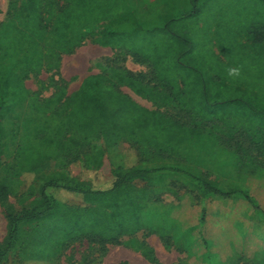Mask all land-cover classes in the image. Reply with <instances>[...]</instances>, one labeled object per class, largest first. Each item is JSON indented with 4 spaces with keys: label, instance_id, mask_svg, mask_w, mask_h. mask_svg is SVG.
<instances>
[{
    "label": "trees",
    "instance_id": "16d2710c",
    "mask_svg": "<svg viewBox=\"0 0 264 264\" xmlns=\"http://www.w3.org/2000/svg\"><path fill=\"white\" fill-rule=\"evenodd\" d=\"M167 1L173 8L172 16L164 13L158 3L138 11L134 0H12L10 17L0 24V166L2 149L10 138L3 119L15 107L34 99L26 87V76L44 69L49 57L59 69L63 56L85 45L90 32L100 26L103 28L96 35L95 44L121 50L138 63L152 66L155 81L166 82L177 92L183 91L186 104L191 105L196 119L210 123L215 118L228 116L236 119L238 124L264 133V60L259 61L252 55L249 58L254 59V63L259 61L261 68L251 71V67H247L242 78L237 81L230 78L218 64L216 55L205 56L211 50V42L203 43L201 36L205 32L209 35L212 27L211 19L216 11L208 6L212 1ZM225 1L217 6L221 7ZM260 1L264 3V0ZM209 13L210 16L204 18ZM110 71L123 82L134 79L122 68ZM139 78L142 81L144 76ZM110 82L105 75H90L79 90L50 109L51 114L43 123L56 122L51 131L67 129L72 135L60 139L49 131L20 143L16 152L23 173L36 175L46 159L62 152L71 155L86 147L94 136L102 135L108 143L117 129L152 144H172L175 149L181 144V132H185L188 144L202 135L180 124L165 127L158 113L139 106ZM137 85L146 88L142 82ZM48 107L49 104L39 111L49 110ZM61 115L64 119L59 122ZM35 122V119H29L26 126ZM38 124L36 122L34 126ZM246 133H240V136L243 138ZM229 134L232 136L236 132L231 130ZM211 135L214 136L212 139L218 137ZM226 142L228 144L229 140ZM192 144L200 145L199 142ZM98 157L102 154L98 153ZM204 158L209 161L206 156ZM201 159L198 157V162ZM237 160L238 169L247 166L239 155ZM186 170L185 174L193 171L190 166ZM165 171L181 172L175 167L117 168L99 184L49 179L36 199L21 200L5 208L8 231L0 243V264H7L16 247L29 260L47 263L58 260L63 249L83 240L101 246L119 244L121 236L137 232L144 224L142 201L148 199L150 190L138 189L134 181L152 184L155 175ZM207 174L195 177V184L207 194L231 196L236 193L221 190ZM60 190L96 206L62 209V203L54 194ZM8 199V185L0 182V203ZM54 215H57L56 219L46 222ZM28 226L31 228L26 229ZM29 249L33 252H28Z\"/></svg>",
    "mask_w": 264,
    "mask_h": 264
},
{
    "label": "rangeland",
    "instance_id": "374dc122",
    "mask_svg": "<svg viewBox=\"0 0 264 264\" xmlns=\"http://www.w3.org/2000/svg\"><path fill=\"white\" fill-rule=\"evenodd\" d=\"M211 1L208 6L211 10L216 9L211 19L212 27L209 35L205 32L204 36H201L203 43L211 42L209 44L211 50L205 56L216 55L218 64L223 66L225 72L227 68L237 66H243L242 74L247 72V67H251V71L261 68L259 61L264 60V3L260 0H253L254 3L252 0H242L240 3H234L235 0ZM224 1L225 4L221 7L217 6ZM11 2L12 0H0V24L9 19ZM134 3L138 11L158 3L164 8V13L174 15L173 8L167 0H134ZM209 16L210 13L205 14L204 18ZM102 28L103 26H100L92 30L85 45L72 54L64 55L62 70L61 67L59 69L55 67L54 59L49 57L44 69L28 74L25 84L34 95V99L15 107L14 111L3 119L10 138L2 149L0 182L8 185L9 199L3 204L0 203V243L8 231V222L4 216L5 208L21 200L36 199L40 196L42 186L49 179L65 178L76 182L99 184L104 178L111 176L112 171L117 168L175 167L181 172H160L155 175L152 184L142 180L134 181L138 189L150 190L148 199L142 201L144 224L137 232L121 236L119 244L108 243L101 246L99 243L83 240L63 249L58 260H50L47 263L29 260L20 253V248L16 247L7 264H187L188 262L228 264L226 259L230 254L228 249L236 248V237L234 236L233 239L229 235L223 237L220 232L215 235L216 222H211V225L202 228L198 226V220L192 209L188 214L189 211L185 207V191H187L185 171H188L186 170L188 166L191 170L197 171L198 157H201L203 167L212 172L221 164L207 163L204 157L212 159L227 149L239 155L247 167L264 164L263 131L245 127L228 116L215 118L210 123L196 119L191 105L186 104L183 91L177 92L166 82L155 81L152 66L138 63L121 50L95 44L96 35ZM252 55H255L259 61L254 63V59L249 58ZM112 68H122L131 73L134 79L123 82L112 76L110 71ZM94 74L107 76L111 80L110 83L115 84L139 106L158 113L165 127L180 124L187 130L202 134L192 141V143L199 142L200 145L197 147L192 143L188 144L185 132L180 133L181 144L175 149L172 144H152L117 129L108 143L102 135L94 136L86 147L73 151L71 155L62 152L59 156L46 159L36 175L23 173L22 163L16 152L18 145L51 131L56 122L50 125L43 123L51 114L50 109H54L58 101L64 102L69 95L79 90L88 76ZM140 75L144 76L142 81ZM243 76L245 75L241 78ZM136 81L142 82L146 87L145 90L137 85ZM47 104L49 110L39 111V108ZM29 119H35L39 123L38 126H34L36 122L28 123L26 126ZM63 119V115L58 118L59 122ZM226 121L229 123L225 124ZM231 130L236 134L232 135V143L230 144L229 140L226 144L228 136L225 134L230 133ZM245 132L249 134L246 133L242 138L240 133ZM53 134L64 139L70 137L72 132L63 129L62 132L55 130ZM211 134L218 136L217 139H212L214 136ZM252 134L254 137L251 136ZM98 153H101L102 157H98ZM213 176L209 174L207 178L213 181ZM193 188L195 189L192 190V194H195L198 189L197 183ZM54 194L62 203V209L66 206L74 209L96 206L61 190L55 191ZM56 217L57 215H54L46 222L51 223ZM238 223L240 224V222L235 223V231L240 230L237 227ZM188 226H191L193 239H196L194 245L187 243L185 229ZM29 228L31 226L26 227ZM220 237L223 238L222 241ZM28 252L33 251L29 249Z\"/></svg>",
    "mask_w": 264,
    "mask_h": 264
},
{
    "label": "crops",
    "instance_id": "0c3cea01",
    "mask_svg": "<svg viewBox=\"0 0 264 264\" xmlns=\"http://www.w3.org/2000/svg\"><path fill=\"white\" fill-rule=\"evenodd\" d=\"M64 58L65 56L62 66ZM225 135L228 136L231 144L233 137L229 133ZM237 157V154L231 153L228 149L212 159L208 158L209 163L221 164L219 168L209 172L208 168L203 167L201 159L197 171L193 170L185 174V187H187L185 207L189 211L188 214L192 209L198 220V226L205 228L211 225V222H216L215 235L220 232L223 237L224 235H229L232 239L236 237V248L228 249L230 253L226 256L228 264H264V164L238 169ZM207 173L214 175L213 181L221 190L236 193L231 196L212 195L198 188L195 194H192V190L195 189L193 188L195 177ZM236 222H240L237 224L240 230L235 231ZM188 227L185 229L187 243L194 245L196 239H193L191 226ZM225 229L227 230L223 232ZM222 239L220 237L221 241Z\"/></svg>",
    "mask_w": 264,
    "mask_h": 264
},
{
    "label": "clouds",
    "instance_id": "9594fccd",
    "mask_svg": "<svg viewBox=\"0 0 264 264\" xmlns=\"http://www.w3.org/2000/svg\"><path fill=\"white\" fill-rule=\"evenodd\" d=\"M242 67L243 66H237V67H229L227 68V74L232 79H238L242 76Z\"/></svg>",
    "mask_w": 264,
    "mask_h": 264
}]
</instances>
